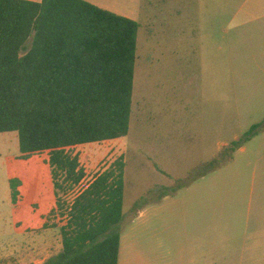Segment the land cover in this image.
<instances>
[{"label": "rangeland", "instance_id": "374dc122", "mask_svg": "<svg viewBox=\"0 0 264 264\" xmlns=\"http://www.w3.org/2000/svg\"><path fill=\"white\" fill-rule=\"evenodd\" d=\"M101 1L142 22L135 1ZM237 3L167 0L158 12L167 26L139 31L129 134L74 148L87 176L64 194L70 204L115 159L127 163L120 264H264V31L230 50L224 64V21ZM238 141L243 146L231 150ZM19 153L18 133H0V264L56 255L67 220L50 215L47 156L20 163ZM11 177L21 180L23 201L42 185L50 191L48 206L30 205L34 250L33 238L18 232Z\"/></svg>", "mask_w": 264, "mask_h": 264}, {"label": "trees", "instance_id": "16d2710c", "mask_svg": "<svg viewBox=\"0 0 264 264\" xmlns=\"http://www.w3.org/2000/svg\"><path fill=\"white\" fill-rule=\"evenodd\" d=\"M140 28L88 0H0V133H18V159L48 155L57 199L50 215L67 219L61 250L43 264H119L124 157L71 204L63 196L87 176L75 147L130 132ZM242 146L235 142L231 150ZM21 183L10 179L14 203Z\"/></svg>", "mask_w": 264, "mask_h": 264}, {"label": "crops", "instance_id": "0c3cea01", "mask_svg": "<svg viewBox=\"0 0 264 264\" xmlns=\"http://www.w3.org/2000/svg\"><path fill=\"white\" fill-rule=\"evenodd\" d=\"M32 1H41V0H32ZM90 1V0H88ZM127 1V0H124ZM130 1V0H129ZM137 4V9L140 18H142V22H145L146 25H152L155 23H159V26L166 27L167 23L165 22V19L162 17H159L158 12L160 11L161 6L167 1V0H133ZM100 7H103L101 0L98 1H90ZM106 9V8H104ZM109 10V9H108ZM114 12V11H113ZM115 13H118L122 15L120 12L116 11ZM125 16V15H124ZM131 18L130 16H126ZM133 19V18H132ZM224 19H225V12H224ZM136 20V19H135ZM226 22L224 21V64L229 65V60H225L226 56L229 57L230 50H233L236 48V50H240V45L245 44L248 45L252 41V36L253 34L257 31V29H260L261 31H264V0H238L237 3V10L232 16L231 19H225ZM139 21V20H137ZM141 23V28H149V31L151 32V26L147 25L144 26V24ZM140 28V29H141ZM159 33V32H157ZM111 141V140H109ZM39 155H46L47 156V162H48V155L46 153H41V154H36L32 156L28 160H21L18 159V156H16V159L19 160V162L23 161H31V160H36L37 156ZM45 159V158H44ZM39 161V159H38ZM19 163V165H20ZM49 163V162H48ZM50 166V165H49ZM40 172H38L39 174ZM52 174V173H51ZM14 178V177H11ZM10 178V179H11ZM22 185V183H21ZM21 185L19 186V191H20V196L17 201V203H14L16 209H19V212L17 210L16 213V221H23V225L18 229V232L21 234L23 231L26 232L29 236L33 238V242L35 243L33 250L36 249V242H37V235H35V231L32 230L31 232H28V229H32L26 225L32 223L34 220L33 215L31 214V208L30 205L32 203H40L42 206H48L49 203V198H50V191L45 190V188L40 186L36 191L31 193L26 201H23L24 198L20 199L22 197V192H21ZM89 183L85 186L87 187ZM35 193L39 195V197L35 196ZM52 196L55 197V203L54 206H57V199L55 195V189H54V184H53V189H52ZM41 194H43L44 198L40 197ZM30 197V198H29ZM21 202H24L23 205H21ZM55 208V207H54ZM53 209V208H52ZM51 209V210H52ZM43 211V209H42ZM44 213V211L42 212ZM45 224V222H43ZM42 223V224H43ZM44 224L42 226H44ZM122 241V239H121ZM121 250V249H120ZM28 251V250H27ZM31 254V253H29ZM3 256L2 254L0 257ZM28 257V256H27ZM49 257L46 256L44 259H42L39 262H35V264H43L45 260ZM33 259L32 257L28 258H23L22 261L26 263V261H30ZM207 259V257H205ZM29 263V262H27ZM32 263V262H30ZM260 264L259 262H257ZM119 264H120V256H119ZM207 264V263H205ZM208 264H212V260H209L208 258Z\"/></svg>", "mask_w": 264, "mask_h": 264}]
</instances>
